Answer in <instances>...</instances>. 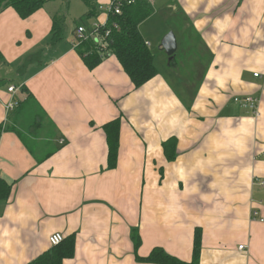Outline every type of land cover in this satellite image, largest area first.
<instances>
[{
    "label": "crops",
    "instance_id": "0c3cea01",
    "mask_svg": "<svg viewBox=\"0 0 264 264\" xmlns=\"http://www.w3.org/2000/svg\"><path fill=\"white\" fill-rule=\"evenodd\" d=\"M71 1L48 0L26 18L0 11V178L11 184L0 264H27L54 232L74 236L62 264H158L136 261L133 228L140 257L160 247L190 262L200 229L199 264H264V0L168 1L184 10L206 64L195 86L179 87L176 64L162 71L154 62L157 73L138 88L113 54L90 69L73 34L50 42L53 14L67 18ZM108 1L97 0L84 24L104 22ZM24 88L43 111L35 133V111L18 106ZM244 95L257 99V116L233 101ZM119 117L108 168L102 126ZM13 128L48 155L37 159ZM172 137L168 161L162 143Z\"/></svg>",
    "mask_w": 264,
    "mask_h": 264
},
{
    "label": "trees",
    "instance_id": "16d2710c",
    "mask_svg": "<svg viewBox=\"0 0 264 264\" xmlns=\"http://www.w3.org/2000/svg\"><path fill=\"white\" fill-rule=\"evenodd\" d=\"M48 0H0V11L5 7H12L21 18H26L33 12L41 8ZM65 7H68V0H65ZM87 6V11L80 17L84 22L85 17L97 16V0H82ZM150 14L149 4L146 0H137L132 5H126L122 7V13L120 15H108V27L110 28V34L106 37L104 51L97 42L93 40H83L75 47L76 52L81 56L86 66L92 69L97 65L104 56L113 54L119 63L121 64L125 73L129 76L130 80L134 84L135 88L142 86L149 79H151L156 73L157 69L154 64V55L148 46L145 44V40L139 32V24L145 20ZM66 20V12L55 13L52 16V27L50 42L56 43L62 38L64 23ZM77 23V24H78ZM76 24V25H77ZM115 24L117 27H113ZM76 28V26H75ZM200 39V38H199ZM1 58V54H0ZM170 63H173V58L169 59ZM168 61V63H169ZM169 63V64H170ZM25 99L18 101V106L24 109L29 104L33 108V112L37 115L30 119L29 131L35 133L36 124H40L38 119L39 114H43L39 105L35 101L30 92L24 88ZM120 117L115 118L105 123L102 128L106 135V142L108 146L107 167L114 168L117 163V153L119 147V131H120ZM37 124V125H38ZM1 129V128H0ZM7 130V126L3 127V130ZM13 131L21 138V140L27 145L29 151L35 156L38 155L34 146L28 140L25 134L13 128ZM31 133H29L30 135ZM31 136V135H30ZM29 141V142H28ZM176 138L172 137L162 143L164 155L168 161L175 158ZM37 153V154H36ZM48 154L38 155L37 159H43ZM11 192V184L0 178V206L3 205ZM131 237L133 239L135 259L138 262L144 263H158V264H199L200 248H201V232L200 229H196L193 239L192 259L190 262H182L176 257L169 255L162 248L155 247L145 257H140L136 249L140 244V237L136 229L131 230ZM74 252V236L64 237L63 240L50 246V248L27 264H62L64 258L72 257Z\"/></svg>",
    "mask_w": 264,
    "mask_h": 264
},
{
    "label": "rangeland",
    "instance_id": "374dc122",
    "mask_svg": "<svg viewBox=\"0 0 264 264\" xmlns=\"http://www.w3.org/2000/svg\"><path fill=\"white\" fill-rule=\"evenodd\" d=\"M81 0H73L67 10V18L64 23L63 34H73L75 26L85 25L90 26L89 20L80 21L81 15H83L86 9ZM168 1H175L177 6V0H152L149 4L150 14L143 20L139 26V32L142 34L145 40L150 42L149 49L154 55V62L157 64L159 70L164 71L167 67L166 63L169 61V56L166 55L164 50L159 46L161 44L162 38L166 33L172 31L176 37L177 49L173 54V66L172 75L175 76L176 83L178 86H182V83L187 85L186 82H190L193 86L196 85L198 78L201 74L202 64H206L207 57L203 59V44L201 40L192 36L193 28L191 29L190 22L186 19L184 15V10L180 6L178 8L172 9L167 6ZM153 2V3H152ZM184 13H183V12ZM106 21V20H105ZM78 23V24H77ZM77 24V25H76ZM73 38L71 40V45ZM73 46V45H72ZM197 48L201 49V52H197ZM105 49V48H104ZM104 49L99 50V52L104 51ZM195 82V83H194ZM191 89V88H190ZM33 110V109H32ZM37 110H35L36 112Z\"/></svg>",
    "mask_w": 264,
    "mask_h": 264
},
{
    "label": "built area",
    "instance_id": "2783aa9c",
    "mask_svg": "<svg viewBox=\"0 0 264 264\" xmlns=\"http://www.w3.org/2000/svg\"><path fill=\"white\" fill-rule=\"evenodd\" d=\"M137 0H109L104 6V10L107 13V17L109 14L112 15H120L122 13V7L126 5H132ZM148 2L152 0H146ZM108 19L104 22H94L89 27H86L85 25H77L74 33H73V42L72 45L75 48L78 46L80 42L83 40H93L97 42L101 47L105 46V40L106 37L110 34V28L108 27L107 23ZM113 27H117L115 24H113ZM146 45H148V42H145ZM255 76H257V73H254ZM9 92H14L15 88L14 86L8 87ZM233 101L238 104L239 106H242L244 108H247L251 110L254 116H257V99L254 98L251 95H244V96H235L233 97ZM16 106L15 102H9L6 104V110L11 111ZM263 158H264V149L261 152ZM261 221H263L261 219ZM64 236L59 232L51 233L48 237L49 245H56L60 243L63 240ZM244 246L239 245L238 248L242 249Z\"/></svg>",
    "mask_w": 264,
    "mask_h": 264
},
{
    "label": "water",
    "instance_id": "95a60500",
    "mask_svg": "<svg viewBox=\"0 0 264 264\" xmlns=\"http://www.w3.org/2000/svg\"><path fill=\"white\" fill-rule=\"evenodd\" d=\"M159 47L164 50L166 55L169 56V59L173 57V54L177 49V42L176 37L172 31H169L165 34Z\"/></svg>",
    "mask_w": 264,
    "mask_h": 264
}]
</instances>
